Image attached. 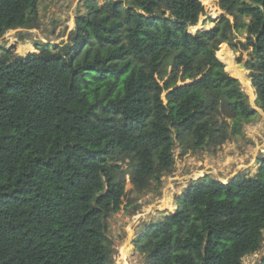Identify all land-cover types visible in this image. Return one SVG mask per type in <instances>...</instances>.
I'll list each match as a JSON object with an SVG mask.
<instances>
[{
	"label": "trees",
	"instance_id": "obj_1",
	"mask_svg": "<svg viewBox=\"0 0 264 264\" xmlns=\"http://www.w3.org/2000/svg\"><path fill=\"white\" fill-rule=\"evenodd\" d=\"M219 3L217 25L192 31L201 0H81L67 40L25 56L0 46V264H112L109 218L127 184L162 188L178 145L217 152L257 114L221 43L253 48L264 110V0ZM39 23L40 0H0V38ZM257 163L190 181L139 231L145 264H244L261 251L264 152Z\"/></svg>",
	"mask_w": 264,
	"mask_h": 264
},
{
	"label": "rangeland",
	"instance_id": "obj_2",
	"mask_svg": "<svg viewBox=\"0 0 264 264\" xmlns=\"http://www.w3.org/2000/svg\"><path fill=\"white\" fill-rule=\"evenodd\" d=\"M201 1L206 14L196 27L190 28L192 31L203 27L214 28L222 13L219 0ZM80 3L81 0H40L39 26L30 30H11L0 38V45L9 46L17 41L16 52L25 54L29 50L35 51V43L38 41L57 43L67 40L74 27V17ZM238 37L245 41L244 34H239ZM224 43V52L231 53L233 58L231 65H227L219 51L217 55L226 64L227 71L240 78L247 98L257 114L246 124L242 134L234 136L217 152L201 151L181 155L178 145L174 154L175 166L164 176L162 188L139 193L133 190L130 182L127 184L128 196L124 207L109 218L108 237L112 242V264H145V256L138 251L135 242L139 231L145 222L159 218L167 209L173 210L175 196L190 181L211 175L227 182L239 172L255 174L258 168L257 157L264 152V110L257 103L255 90L248 77L249 70L240 66L246 65L253 54V48H239L230 40L221 43L219 47ZM263 253L264 246L261 251L245 257L244 264H254Z\"/></svg>",
	"mask_w": 264,
	"mask_h": 264
},
{
	"label": "water",
	"instance_id": "obj_3",
	"mask_svg": "<svg viewBox=\"0 0 264 264\" xmlns=\"http://www.w3.org/2000/svg\"><path fill=\"white\" fill-rule=\"evenodd\" d=\"M17 42V41H16ZM16 42L15 43H13V44H11V45H9L7 48L9 49V50H12V51H14V52H16V49H17V44H16ZM1 47H3V45H0ZM29 53V52H28ZM28 53H26V54H20V56H25V55H27ZM242 68H246V65H240ZM238 78V77H237Z\"/></svg>",
	"mask_w": 264,
	"mask_h": 264
},
{
	"label": "crops",
	"instance_id": "obj_4",
	"mask_svg": "<svg viewBox=\"0 0 264 264\" xmlns=\"http://www.w3.org/2000/svg\"><path fill=\"white\" fill-rule=\"evenodd\" d=\"M57 43H58V42H57ZM28 52H32V51L29 50V51H27L26 53H28ZM26 53H25V54H26ZM23 55H24V54H23ZM238 78H239V77H238ZM239 79H240V78H239Z\"/></svg>",
	"mask_w": 264,
	"mask_h": 264
}]
</instances>
